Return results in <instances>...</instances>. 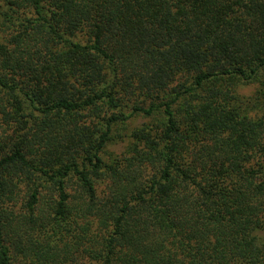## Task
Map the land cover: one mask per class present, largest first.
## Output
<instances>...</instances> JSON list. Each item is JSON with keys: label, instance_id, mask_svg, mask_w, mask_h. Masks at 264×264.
<instances>
[{"label": "trees", "instance_id": "obj_1", "mask_svg": "<svg viewBox=\"0 0 264 264\" xmlns=\"http://www.w3.org/2000/svg\"><path fill=\"white\" fill-rule=\"evenodd\" d=\"M0 264H264V0H0Z\"/></svg>", "mask_w": 264, "mask_h": 264}, {"label": "rangeland", "instance_id": "obj_2", "mask_svg": "<svg viewBox=\"0 0 264 264\" xmlns=\"http://www.w3.org/2000/svg\"><path fill=\"white\" fill-rule=\"evenodd\" d=\"M252 90H253L252 88H247L244 90V92L246 94H251ZM143 122L144 119H136L125 126L117 127L114 132L113 141L108 145L106 149V153H105L106 159H112L120 155L127 144L126 142L127 136L131 133V131L135 127L139 126Z\"/></svg>", "mask_w": 264, "mask_h": 264}]
</instances>
